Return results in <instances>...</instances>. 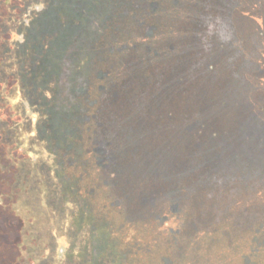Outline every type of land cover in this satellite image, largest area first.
<instances>
[{"label": "trees", "instance_id": "16d2710c", "mask_svg": "<svg viewBox=\"0 0 264 264\" xmlns=\"http://www.w3.org/2000/svg\"><path fill=\"white\" fill-rule=\"evenodd\" d=\"M95 11L100 97L114 95L125 135L111 145L128 153L133 195L162 210L133 211L135 261L264 264V0H103Z\"/></svg>", "mask_w": 264, "mask_h": 264}, {"label": "rangeland", "instance_id": "374dc122", "mask_svg": "<svg viewBox=\"0 0 264 264\" xmlns=\"http://www.w3.org/2000/svg\"><path fill=\"white\" fill-rule=\"evenodd\" d=\"M102 1L0 0V264H151L135 261L131 216L162 210L133 195L134 170L121 164L128 153L111 145L125 135L116 131L114 95L101 99L103 74L95 73ZM237 205L260 208L255 198ZM171 225L165 218L161 228ZM140 232L144 243L148 230Z\"/></svg>", "mask_w": 264, "mask_h": 264}]
</instances>
